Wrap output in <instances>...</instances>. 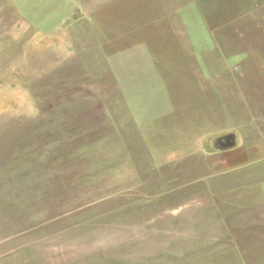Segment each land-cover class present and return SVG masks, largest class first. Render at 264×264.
Segmentation results:
<instances>
[{
  "label": "rangeland",
  "instance_id": "rangeland-1",
  "mask_svg": "<svg viewBox=\"0 0 264 264\" xmlns=\"http://www.w3.org/2000/svg\"><path fill=\"white\" fill-rule=\"evenodd\" d=\"M0 264H264V0H0Z\"/></svg>",
  "mask_w": 264,
  "mask_h": 264
},
{
  "label": "water",
  "instance_id": "water-1",
  "mask_svg": "<svg viewBox=\"0 0 264 264\" xmlns=\"http://www.w3.org/2000/svg\"><path fill=\"white\" fill-rule=\"evenodd\" d=\"M238 138L235 133H228L214 138L211 141L210 149L213 152H227L238 146Z\"/></svg>",
  "mask_w": 264,
  "mask_h": 264
},
{
  "label": "trees",
  "instance_id": "trees-1",
  "mask_svg": "<svg viewBox=\"0 0 264 264\" xmlns=\"http://www.w3.org/2000/svg\"><path fill=\"white\" fill-rule=\"evenodd\" d=\"M234 133V132H233ZM236 134V133H235ZM237 135V138H238V142H239V135L238 134H236ZM233 150H235V149H233ZM233 150H230V151H227V152H222V153H228V152H231V151H233ZM237 150V149H236Z\"/></svg>",
  "mask_w": 264,
  "mask_h": 264
},
{
  "label": "crops",
  "instance_id": "crops-1",
  "mask_svg": "<svg viewBox=\"0 0 264 264\" xmlns=\"http://www.w3.org/2000/svg\"><path fill=\"white\" fill-rule=\"evenodd\" d=\"M234 152H236V151H234ZM233 151H231V152H228V153H226L227 155H230V154H232V153H234ZM225 154V153H224Z\"/></svg>",
  "mask_w": 264,
  "mask_h": 264
}]
</instances>
